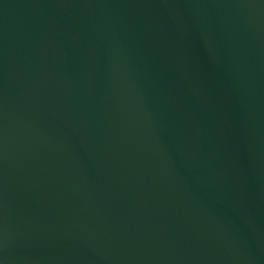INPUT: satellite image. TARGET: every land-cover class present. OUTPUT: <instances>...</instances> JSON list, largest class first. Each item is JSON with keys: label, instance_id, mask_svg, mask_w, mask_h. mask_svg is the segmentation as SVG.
<instances>
[{"label": "water", "instance_id": "1", "mask_svg": "<svg viewBox=\"0 0 264 264\" xmlns=\"http://www.w3.org/2000/svg\"><path fill=\"white\" fill-rule=\"evenodd\" d=\"M0 264H264V0H0Z\"/></svg>", "mask_w": 264, "mask_h": 264}]
</instances>
